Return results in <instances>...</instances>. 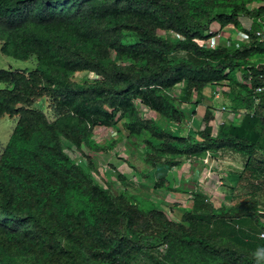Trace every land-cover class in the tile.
<instances>
[{
  "label": "trees",
  "instance_id": "trees-1",
  "mask_svg": "<svg viewBox=\"0 0 264 264\" xmlns=\"http://www.w3.org/2000/svg\"><path fill=\"white\" fill-rule=\"evenodd\" d=\"M257 1L263 4L250 9L244 0H0L2 54L37 61L30 72L0 69V119L18 118L0 154V264H132L150 230L171 249L190 250L193 264H264V240L242 238L239 220L233 236H218L209 231L217 216L187 210L186 226L149 202L112 196L64 150L69 143L102 151L94 129L124 121L131 136L148 135L166 155L229 149L247 155L246 168L264 164L254 154L264 152L256 131L264 128V40L254 34L264 0ZM242 18L254 22L248 44H197L214 23L244 31ZM239 68L247 86L233 76ZM82 72L95 79H72ZM225 82L246 90L254 112L238 125L222 124L216 135L209 110L193 138L142 118L136 105L180 124L184 114L171 89L185 83L187 93H200ZM43 98L53 120L35 107Z\"/></svg>",
  "mask_w": 264,
  "mask_h": 264
},
{
  "label": "rangeland",
  "instance_id": "rangeland-1",
  "mask_svg": "<svg viewBox=\"0 0 264 264\" xmlns=\"http://www.w3.org/2000/svg\"><path fill=\"white\" fill-rule=\"evenodd\" d=\"M244 1L250 9L263 4L257 0ZM242 22L244 27L250 25L249 19L242 18ZM211 28L223 29L217 23ZM224 29L225 37L221 44L229 47L237 37L238 30L231 26ZM159 35L169 40L177 38L176 35L163 31ZM129 40L136 41V36H130ZM1 47L0 42V69L30 72L36 68L35 57L20 61L2 54ZM242 73L243 69L239 68L233 76L238 84L247 86ZM72 79L78 83L93 81L95 75L88 72L76 73ZM4 87V84H0V88ZM168 95L184 114L180 124L148 110L138 101L137 108L142 118L152 119L159 127L184 137H198V132L205 126L206 110L211 113L210 124L214 135L222 124L238 125L244 116L254 112V102L248 97L246 90L238 85H230L229 82L208 86L200 93L192 94L187 93L186 84L182 83L171 89ZM223 106L230 113H222ZM35 107L42 109L50 120L55 118L47 98L41 99ZM17 120V117L9 116L0 119V154L8 144ZM256 131L260 133V143L264 147V128L257 127ZM93 140L104 149L89 151L83 147L79 150L64 143V150L76 164L89 171L98 184L107 188L112 196L125 194L139 201L149 202L171 220L182 222L186 226L188 225L182 221V216L187 210L207 216L211 221L216 219L214 224H210L209 231L218 236H233L235 233L232 230L236 229V222L239 220L242 232L238 234L241 236V233H247L242 238H259L260 230L264 227L263 163L259 165V161H254L251 167L246 168L247 155L229 149L200 156L166 155L162 153L160 143L148 135L131 136L124 121H120L115 127H96ZM254 154L256 160H264V152L257 151ZM88 158L93 160L92 169ZM167 186L172 190L167 189ZM194 200L197 203L195 207ZM214 215L217 217L211 219ZM222 216L227 225L219 221ZM144 233L141 254L132 264L196 262L190 250L171 249L168 243L162 242L156 231Z\"/></svg>",
  "mask_w": 264,
  "mask_h": 264
},
{
  "label": "built area",
  "instance_id": "built-area-1",
  "mask_svg": "<svg viewBox=\"0 0 264 264\" xmlns=\"http://www.w3.org/2000/svg\"><path fill=\"white\" fill-rule=\"evenodd\" d=\"M249 21H250V25L248 27L243 26L245 28L244 31L240 30V31L236 32L237 37L234 39V43H235L236 47H239L240 44H248L250 42V40H251L250 32H252V27H253L254 22L251 19H249ZM261 24H262V28L254 31V34H255L257 40H259V41L264 40V21H262ZM228 27H230V26H228ZM231 27H233L235 29L234 26H231ZM224 37H225L224 29L218 30V29L210 28L209 30L206 31L205 38L197 39L196 42L202 48L215 49L221 44V41H222V39H224ZM260 91H261V89H258V92H260ZM216 96L218 97L219 94H216ZM138 102L140 103V101H138ZM257 102H258V100L256 99L255 104ZM221 111H222V113H230L229 109L227 107H224V106L221 108ZM206 201H207V199H206ZM258 236L261 240H264V230H262Z\"/></svg>",
  "mask_w": 264,
  "mask_h": 264
},
{
  "label": "crops",
  "instance_id": "crops-1",
  "mask_svg": "<svg viewBox=\"0 0 264 264\" xmlns=\"http://www.w3.org/2000/svg\"><path fill=\"white\" fill-rule=\"evenodd\" d=\"M224 29V28H223ZM224 31H225V29H224ZM238 222V221H237ZM241 226V225H240Z\"/></svg>",
  "mask_w": 264,
  "mask_h": 264
}]
</instances>
